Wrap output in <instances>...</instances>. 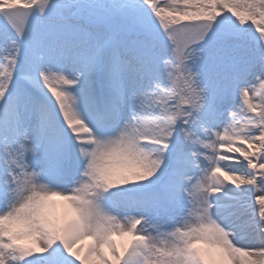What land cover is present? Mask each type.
I'll use <instances>...</instances> for the list:
<instances>
[{
    "label": "rangeland",
    "instance_id": "1",
    "mask_svg": "<svg viewBox=\"0 0 264 264\" xmlns=\"http://www.w3.org/2000/svg\"><path fill=\"white\" fill-rule=\"evenodd\" d=\"M20 2L0 0V39L7 53L19 60L24 56L40 59L39 51L50 42L54 45L51 55L40 59L41 62L32 60L25 67L21 61L17 62L18 74L14 75L21 80L18 86L39 95L34 85L24 78L47 80L40 75L39 68L48 65L53 70L49 80L55 82L60 75L56 69L65 71L66 65L81 80L82 87L95 95L92 98L95 105L92 102L90 112L78 122L90 128L93 137L105 138L97 163L109 157L101 166L109 174L119 173L123 178L124 189L119 193L123 200L117 210L120 217L111 221L115 213L110 211L106 214L109 219L105 215L95 220L93 227L89 226L90 230L95 228L101 233V239L103 236L109 240L102 242L107 249L101 255L90 253L92 258L102 261L101 264H110L117 250L125 252L130 248L127 238L117 244L109 236L114 239L116 230L127 234L125 222L134 223L147 208L151 216L149 225L134 238H145L146 249H150L146 264H166L169 248L166 236H169L168 244L175 239L166 231V144L176 141L177 152L188 150L187 135H216L226 141L217 149L221 163L214 164L211 170L218 182L213 187L219 197L215 205H232L227 198L234 189L233 173L226 170L228 161L246 168L238 176L251 191L264 198V192L257 193L264 181V0ZM91 42L94 45L87 48ZM117 51L128 53L124 55L126 65V61L115 60ZM148 62L151 65L142 69L140 63ZM251 83L252 90L247 91ZM120 86L127 91L126 101L123 99L126 93ZM123 103L125 108L121 110ZM46 104L48 109L38 114L42 130L46 135H66V130L54 123L55 120L59 123L53 114L54 107L49 102ZM152 104L163 123L144 124L141 106L146 110ZM16 112L21 115V111ZM34 112L28 110V118ZM11 116L12 112H7L0 121V129L8 140L4 143V134L0 135V162L3 163H0V182L13 188L9 196H13L11 208H14L25 203L34 190L37 172L47 164L45 158H50L53 150L32 149V135L26 129L21 136H9V126L13 125ZM93 137H88L91 143ZM61 140L67 141V138ZM108 140H112V145L109 146ZM57 146L58 157L51 159L56 162L55 167L63 158L65 161L69 150L64 142ZM151 149L158 150L162 159L155 166H143L137 157ZM5 150L9 153L5 154ZM4 154L6 163L1 160ZM17 169L23 178L21 174L14 176ZM40 196L37 207L48 201L46 195ZM127 205L136 206L135 211H127ZM77 206V202L73 203L72 208L78 216H81L80 209L86 215V208ZM6 212L13 211L7 209L3 214ZM25 215L31 228L48 237L51 245L56 234L40 224L38 215L31 209ZM198 217L197 213L190 218L181 215L179 220H171L187 226L193 225ZM132 247L134 253L139 252L138 245ZM104 253L109 254V260L104 259ZM27 254L32 255V250ZM136 261L135 257L132 263L121 257L117 264H136Z\"/></svg>",
    "mask_w": 264,
    "mask_h": 264
},
{
    "label": "bare ground",
    "instance_id": "2",
    "mask_svg": "<svg viewBox=\"0 0 264 264\" xmlns=\"http://www.w3.org/2000/svg\"><path fill=\"white\" fill-rule=\"evenodd\" d=\"M20 1L25 0H1L3 3L15 4H21ZM53 45L50 42L48 46L43 47L39 51L41 56L38 57L48 58ZM92 45L93 42L91 45L88 43L87 48ZM4 46L0 39V121L7 112H12L13 125L9 126V136L16 137L26 129L32 135L30 139L32 149L44 151L43 148H51L53 152L50 158H45L47 164L40 166L36 176L38 183L34 185V190L25 203L11 208L13 196H9V191L13 188L7 183L0 182V264H41L40 260L49 264L57 262L101 264L102 261L98 262L90 253L101 255L107 249L102 242L109 240L103 236L101 239V233L95 228L90 230L89 226L96 224L95 220L104 217L110 211V214H113V211L115 213L111 221L120 217L117 210L121 207L123 197L119 193L124 189V185L121 174L115 172L109 174L101 166L109 157H104L97 163L98 152L104 147L105 138L101 135L93 137L94 132L92 135L90 128L82 121L78 122L90 112L92 107L90 105L94 102L92 98L95 95L82 87L81 80L72 74L66 65L64 66L66 72L56 69V73L60 75L55 82L49 80L53 70L52 66L48 65L39 68L40 75L47 80L23 77L34 85L41 93L38 92L39 95L27 87H19L21 80L14 75L17 73V62L21 61L25 67L32 60L35 62L42 60L29 56L19 60L7 53ZM127 54L117 51L115 60L126 61L124 64L126 65L127 59L124 55ZM140 64L142 69L151 65L149 62ZM66 73L70 79L65 77ZM6 81L8 84L5 85ZM253 85V83L247 85V91H251ZM120 87L124 91V87ZM125 93L123 99L126 101L127 91ZM46 102L54 107L53 114H56L59 121L58 123L55 120L54 123L57 127L60 124L59 126L66 130V135H46L42 130L39 119L41 116L38 114H42L40 110L48 109ZM16 106V110L12 111ZM20 108L22 110H19ZM123 108L125 103L121 105V110ZM141 109L144 111L142 116L144 124L163 123L156 114L153 104L147 105L146 110L143 106ZM28 110L35 111L31 119L28 118ZM16 111H21V115ZM34 116L35 119L32 120ZM0 135L5 137L3 142L7 144L6 133L1 129ZM90 136L93 137L92 143L88 138ZM64 137L67 141L61 140H64ZM186 138L190 144L187 146L188 150L177 152L179 144L176 141L166 144V231L175 237L173 242L168 244L169 236H166V245H169L166 250V264H264V198L251 191L250 186L245 185L242 177L238 176L242 175L243 169L246 168L238 162L228 161L226 170L235 174L231 176L234 189L227 196L232 205L217 206L214 202L219 197L213 187L218 185V182L212 176L211 170L214 164L221 163L220 157L216 155L217 149L226 141L216 135L203 137L187 135ZM108 141L109 146L112 145V140ZM59 142H64L69 153L66 152L65 161L63 162V158L61 163H57L58 167H55L56 162L51 159L58 157ZM197 142L202 144L198 145ZM4 153L9 152L5 150ZM5 154L1 160L6 163ZM160 155L158 150L151 149L149 152L139 153L137 160L140 158L138 162L143 166H155L162 159ZM15 174L17 175L14 176L20 177L21 171L17 169ZM243 191L247 194H243ZM258 191L261 195L264 192V181H261L257 193ZM42 194L46 195L48 201L39 203L37 207ZM76 202L77 207L86 208V215H83L80 209L78 211H81L82 217L78 216L76 210L72 208ZM135 208L136 206H128L125 209L135 211ZM7 209L13 212L3 214ZM30 209L32 213L38 215L40 224L47 226L54 235L56 234L51 245L48 244L49 238H44L45 235L34 231L31 223L25 219V214H28ZM143 212L144 214L141 213L134 223L131 221L130 224L129 220L125 222L127 234L116 230L117 235L114 239L109 236L113 243L125 242L127 238L128 244L131 245L125 252L117 250L116 257L109 261L110 264H117L121 257L128 259L130 263L135 257L136 264H146L150 249H146L145 238L143 236L139 239L134 238L136 233L149 225L150 213L147 208ZM197 213L199 217L193 225L184 226L180 221L171 220V218L179 220L181 215L190 218ZM105 217L109 219L107 215ZM237 222L239 223L236 224ZM136 245L139 246V252L134 253L132 246ZM29 250H32V255L27 254ZM102 256L109 260V254L104 253Z\"/></svg>",
    "mask_w": 264,
    "mask_h": 264
}]
</instances>
